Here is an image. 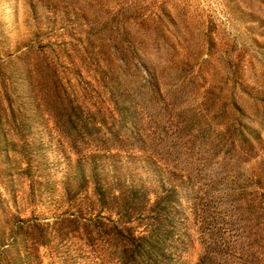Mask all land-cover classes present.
<instances>
[{
	"label": "rangeland",
	"instance_id": "374dc122",
	"mask_svg": "<svg viewBox=\"0 0 264 264\" xmlns=\"http://www.w3.org/2000/svg\"><path fill=\"white\" fill-rule=\"evenodd\" d=\"M0 264H264V0H0Z\"/></svg>",
	"mask_w": 264,
	"mask_h": 264
}]
</instances>
